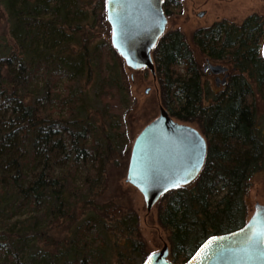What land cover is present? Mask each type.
Listing matches in <instances>:
<instances>
[{
	"label": "trees",
	"instance_id": "obj_1",
	"mask_svg": "<svg viewBox=\"0 0 264 264\" xmlns=\"http://www.w3.org/2000/svg\"><path fill=\"white\" fill-rule=\"evenodd\" d=\"M166 0L168 16L178 8ZM0 264H144L151 253L135 211L106 199L126 160L127 87L101 29L106 0H0ZM192 43L231 67L204 80L184 33L154 48L163 107L198 120L207 140L199 175L161 200L170 260L186 262L208 238L246 223L251 178L264 174V20L215 21Z\"/></svg>",
	"mask_w": 264,
	"mask_h": 264
},
{
	"label": "water",
	"instance_id": "obj_2",
	"mask_svg": "<svg viewBox=\"0 0 264 264\" xmlns=\"http://www.w3.org/2000/svg\"><path fill=\"white\" fill-rule=\"evenodd\" d=\"M166 0H106V19L111 46L133 70L155 74L154 48L166 31ZM264 57V44L262 47ZM205 68L219 75L228 68L212 64ZM218 80V78H217ZM207 140L196 128L179 123L164 108L135 138L126 181L143 195L148 211L169 191L187 185L201 172ZM264 204L257 203L243 227L208 238L181 264H264ZM169 246L151 253L144 264H176L169 259Z\"/></svg>",
	"mask_w": 264,
	"mask_h": 264
},
{
	"label": "rangeland",
	"instance_id": "obj_3",
	"mask_svg": "<svg viewBox=\"0 0 264 264\" xmlns=\"http://www.w3.org/2000/svg\"><path fill=\"white\" fill-rule=\"evenodd\" d=\"M180 3L178 8H172L167 16L166 32L181 30L187 42L192 48L196 60L199 62L201 71L206 66L207 57L192 43V33L200 27H208L215 21L227 20L240 24L249 15L258 14L264 20V0H176ZM3 12L0 7V31L4 28ZM103 38L110 42L111 28L108 24L106 28L100 30ZM120 57V56H119ZM212 64H221L228 68L231 74V67L220 61L208 59ZM122 65L123 82L127 87L126 122L127 131L130 138L126 160L123 162L120 155L118 160L121 164L111 169V175L106 199H116L117 201L130 206L139 220V230L144 241V252L153 253L163 248L165 244L171 248L169 234L159 222V211L161 209L160 200L151 208L146 209L143 195L141 192L126 181L132 145L135 138L142 129L155 119L163 107V95L160 81L155 74H151L149 69L133 70L129 68L120 57ZM204 80H207L212 87H216L215 79L212 75L204 73ZM257 105L259 113H264V103L258 99ZM179 123L190 125L202 132L201 122L198 120L181 121ZM247 207L246 220L254 212L257 203L264 204V174H255L250 182L245 195ZM170 259V257H169Z\"/></svg>",
	"mask_w": 264,
	"mask_h": 264
},
{
	"label": "flooded vegetation",
	"instance_id": "obj_4",
	"mask_svg": "<svg viewBox=\"0 0 264 264\" xmlns=\"http://www.w3.org/2000/svg\"><path fill=\"white\" fill-rule=\"evenodd\" d=\"M164 5V4H163ZM163 10H164V7H163ZM167 16V15H166ZM201 28V27H200ZM198 29V28H197ZM181 31V30H180ZM165 33H167L166 31H165ZM164 33V34H165ZM163 34V35H164ZM160 39H161V37H160ZM159 39V40H160ZM158 40V41H159ZM153 57H154V55H153ZM155 62V61H154ZM142 69H144V68H142ZM150 71V70H149ZM151 72V71H150ZM203 73H207L208 75H212L213 77H214V79H215V82H216V87L219 89V88H221V87H223L225 84H226V82H227V80H228V78H229V70H227V77H226V81H222L223 80V78L225 77V73H223V74H219V75H216V74H213V73H210L209 72V68H205V66L203 67V71H202ZM151 74H152V72H151ZM153 76L155 75V74H152ZM205 75V74H204ZM217 78H218V80H217Z\"/></svg>",
	"mask_w": 264,
	"mask_h": 264
},
{
	"label": "snow or ice",
	"instance_id": "obj_5",
	"mask_svg": "<svg viewBox=\"0 0 264 264\" xmlns=\"http://www.w3.org/2000/svg\"><path fill=\"white\" fill-rule=\"evenodd\" d=\"M261 235H264V233H261Z\"/></svg>",
	"mask_w": 264,
	"mask_h": 264
}]
</instances>
